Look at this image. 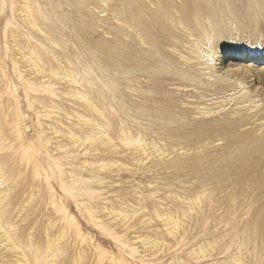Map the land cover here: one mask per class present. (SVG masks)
<instances>
[{
    "label": "rangeland",
    "instance_id": "374dc122",
    "mask_svg": "<svg viewBox=\"0 0 264 264\" xmlns=\"http://www.w3.org/2000/svg\"><path fill=\"white\" fill-rule=\"evenodd\" d=\"M186 1L218 10L212 20L222 31L206 43L195 38L200 41L204 81L220 76L209 67L228 48L242 57L219 66L233 63L249 71L246 78H231L228 89L210 91L201 99V107L212 108L206 121L264 108V60L250 61L255 47L249 35L231 12L219 10L235 7L234 0ZM128 5L125 0H0V175H7L0 186L8 188L1 208L6 226L12 227L19 250L30 254L31 264H264V168H255L252 186L238 195L235 157L225 138L210 146L207 141L163 142L158 159L132 152L120 140V147L112 150L101 147L98 139V144L80 145L60 135L66 126L80 136L88 128L76 116L82 99L66 93L63 71L68 68L103 107L111 119V134L118 137L125 97V21H143L142 13L135 20L142 3L128 0ZM129 34L134 55L138 41L132 28ZM21 49L35 51L59 76L47 79L33 73L26 62L29 55L22 59ZM256 52L263 55L264 45ZM53 127L60 132L54 133ZM101 157H119L126 166L100 171L83 161ZM177 211L185 214L177 216L176 225L161 217ZM13 251L0 246V264H22L21 253Z\"/></svg>",
    "mask_w": 264,
    "mask_h": 264
},
{
    "label": "bare ground",
    "instance_id": "6f19581e",
    "mask_svg": "<svg viewBox=\"0 0 264 264\" xmlns=\"http://www.w3.org/2000/svg\"><path fill=\"white\" fill-rule=\"evenodd\" d=\"M137 1H140L143 7L141 10L139 9L140 12H137L135 16L137 19L132 18L137 22L138 16L142 13V23L131 24L129 22L130 17H127L125 21L126 37L123 41L121 58L122 78L124 80L122 89L125 92V97L119 111L121 119L118 132H116L118 137L115 132L116 137L111 134L113 133L111 132V119L103 107L92 100L80 86L74 72L68 68L63 71L64 75L68 77L69 89L66 93L77 99H82L83 103H80V106L75 110L76 116L79 121L83 120L88 128L80 136L69 126H66L60 135L70 141L71 144L80 143L81 145L83 141L95 144V142L100 141L101 147L112 150L118 149L120 140L124 142V145L130 147L132 152L146 154L150 158L151 156L158 157V159L161 158L160 145L163 142L171 145H193L204 144L207 141L209 144V142L225 138L227 144H230L233 149L237 194L241 195L252 186V175L256 172L255 168L257 166L264 168V108L240 117L224 118L217 122H207L204 117L206 114H210L212 108L201 107L204 104L201 99L208 96L210 91L215 94L228 89L233 85L234 79L230 81L231 78L234 76L246 78L248 75H245L249 72L243 71V67L237 66L238 64L237 67H232L233 63H230L231 65L228 67L219 66L223 60H237L242 57L233 49L228 48L218 54L217 62L215 61V64L209 67H215L220 76L212 81H204L205 74L201 71L205 65L201 66L203 62L200 61L199 42L206 43L209 36L222 31L212 20L216 17L217 8L215 9L212 5L203 6L197 1L188 3L186 0ZM233 3L236 4L235 7L230 5V8L220 7L219 10L231 12L235 19L241 22V29L244 34L249 35L251 47H255L254 52L249 55L250 61L263 62L264 54H258L256 51L259 44L264 45V0H234ZM125 5L129 6L128 0H125ZM223 16L225 18V15ZM33 24L35 27L37 26L35 22ZM130 28L134 31L133 37L138 41L136 48H134L136 49L134 55L130 53L131 50L129 51L128 45ZM205 33L206 36H204ZM195 38H199L200 41H195ZM52 41L54 42L53 39ZM21 53L22 59L29 55V60L26 59V62L29 63L28 66L34 69L33 73L45 74L47 79L59 76L53 65L50 67L47 63L48 66H45V63L42 64L43 62L40 61L35 51L25 53L21 49ZM250 70L254 72V69ZM194 89L198 91L195 92ZM179 90L180 92H178ZM52 107L58 108L55 105ZM79 107H82L83 111H80ZM84 112L99 116L102 120L90 118ZM198 115L200 116L198 117ZM50 129L56 134L60 132L54 127ZM64 146L62 145V147ZM213 158L219 159L220 157L213 156ZM119 159L121 158L111 159V161L101 157L99 160L86 159L83 161L86 165L97 167L101 171L114 166L118 170L125 168V163ZM6 176L0 175L2 179L0 184L6 181ZM7 189L0 186V246L8 251L14 250L21 253L22 264H31L29 261L30 254L28 256L24 248L19 250L21 246L11 233L10 228L12 227L6 226L2 216L1 208ZM87 207L92 208L89 204ZM177 213H164L161 214V217L167 223L171 222L176 225L179 218L177 216L183 215L185 212L177 211Z\"/></svg>",
    "mask_w": 264,
    "mask_h": 264
}]
</instances>
